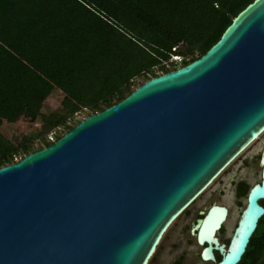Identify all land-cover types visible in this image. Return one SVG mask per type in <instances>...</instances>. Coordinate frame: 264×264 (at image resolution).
I'll return each instance as SVG.
<instances>
[{
    "label": "water",
    "instance_id": "water-1",
    "mask_svg": "<svg viewBox=\"0 0 264 264\" xmlns=\"http://www.w3.org/2000/svg\"><path fill=\"white\" fill-rule=\"evenodd\" d=\"M263 134L264 0H254L200 59L0 168V264H150L175 221ZM260 164L228 247L215 237L228 210L200 213L205 262L242 261L264 217Z\"/></svg>",
    "mask_w": 264,
    "mask_h": 264
},
{
    "label": "trees",
    "instance_id": "trees-1",
    "mask_svg": "<svg viewBox=\"0 0 264 264\" xmlns=\"http://www.w3.org/2000/svg\"><path fill=\"white\" fill-rule=\"evenodd\" d=\"M253 1L0 0V168L51 146L53 131L56 142L81 122L74 114L200 59ZM57 90L61 108L45 114ZM21 117L41 123L37 135L8 138L4 123ZM239 264H264V217Z\"/></svg>",
    "mask_w": 264,
    "mask_h": 264
},
{
    "label": "rangeland",
    "instance_id": "rangeland-1",
    "mask_svg": "<svg viewBox=\"0 0 264 264\" xmlns=\"http://www.w3.org/2000/svg\"><path fill=\"white\" fill-rule=\"evenodd\" d=\"M176 61H180L177 59ZM143 78H140L138 80V85L142 84ZM136 84V83H135ZM64 99V94L60 90L55 91L45 102L43 112L45 114H50L53 112H56L60 110L62 100ZM77 114V115H76ZM74 114L71 124L80 122L88 117L87 111H81L79 113ZM41 123L40 122H32L30 120L25 119L24 117H21L16 122H5L2 127V132L8 137V138H17L18 140H21L23 137H34L37 135L38 130L40 129ZM53 134L56 132L53 131ZM51 133V134H52ZM50 135L48 136L49 139ZM39 145V141H36V146ZM264 153V134L257 140L255 143H253L245 152L241 154V156L235 160V162L225 171L223 175H221L214 183L213 185L208 188V190L193 204L182 216L181 218L175 222V224L170 228L169 232L167 233L165 239L163 240L159 250L157 251L155 257L153 258L152 262L150 264H155L156 260L159 257H163L166 252H169L168 249H170V242H178L180 245H184V248L189 247V243L193 241L195 243V239L191 237L190 228H184L182 227L184 219L186 217V213L191 210L190 212V218H193V222L196 219L195 217V208L197 206H201L202 203H204V199H206V196L211 197H217L221 202L228 205L231 209L232 216L231 219L227 222L226 229L227 234H223V238H226L225 241L228 240V238L231 236L232 231L234 229L235 223L237 221V218L239 216V210L238 205L235 198V187L232 184V181H238L240 179L246 180L250 186H253L254 184L260 182L261 180V168L259 166V160L258 158L260 155ZM260 154V155H259ZM258 155V156H257ZM256 156L254 159L253 157ZM247 159H251V161L248 160V162L255 161V165L251 164L250 167H247V170H242L241 172H236V175L234 177L233 174H230V170L232 171L234 168H237L239 165H243L244 162L247 161ZM241 165V166H242ZM246 166V165H244ZM230 174V175H229ZM229 175V176H228ZM233 175V176H232ZM234 180H233V179ZM225 179L226 185H219L221 181ZM217 188V189H216ZM222 191L224 192L221 196ZM210 197V198H211ZM193 224V223H192ZM190 222V225H192ZM191 227V226H190ZM175 230V233L173 232ZM170 236H172L170 238ZM170 238V239H169ZM190 239V240H189ZM189 240V241H188ZM180 247V246H179ZM183 248V249H184ZM182 249V250H183ZM197 249V247H196ZM191 255L193 257L198 256V253L196 255L194 254V247L191 246ZM184 251V250H183ZM199 251V249L197 250Z\"/></svg>",
    "mask_w": 264,
    "mask_h": 264
},
{
    "label": "flooded vegetation",
    "instance_id": "flooded-vegetation-1",
    "mask_svg": "<svg viewBox=\"0 0 264 264\" xmlns=\"http://www.w3.org/2000/svg\"><path fill=\"white\" fill-rule=\"evenodd\" d=\"M260 155V154H259ZM258 156V155H257ZM256 156L253 157V159L255 158ZM264 158V153L262 155H260V157L258 158V164L261 168V160ZM251 161V159H247L246 162H244V164L241 166L239 165L237 168H234L232 171L230 170V174H233L234 177L236 175V172H241L242 170H247L248 168L247 167H250L251 164L255 165V161H252V162H248ZM246 165V166H244ZM237 170V171H236ZM261 172H262V168L260 169ZM260 172V173H261ZM225 173V172H224ZM223 173V174H224ZM222 174V175H223ZM229 174V175H230ZM228 175V176H229ZM232 175V176H233ZM233 179V178H232ZM234 180V179H233ZM232 184L233 186L235 187V198H236V202H237V205H238V209L239 210V216L237 218V221L235 223V226H234V229L232 231V234L231 236L228 238L227 241H225L226 238H223V234H227V229H226V225H227V222L231 219V216H232V212H231V209L228 205L224 204L223 202H221L219 199H217V197H209V196H206L207 198L204 199V203L201 204V206H197L194 210L196 211L195 212V217L196 219L194 220V222L192 221L193 218H190V211H188L186 213V217L184 219V222H183V225L182 227L184 228H190V230L188 229V231H190V235L192 238L195 239V243H193V241H191V243H189V247L187 248H184L185 246L184 245H180L178 242H170V249H168L169 252H166L164 254L163 257H159L157 260H156V263L155 264H215L213 262H205L202 258V255H203V252L204 250L208 247L207 244L201 246L198 244V241H197V236H198V231H195L193 233V228L197 225L198 221L199 220H203L205 218V215L208 213V211L214 207V206H221V207H224L228 210V215H227V218L225 220V222L223 223L221 229L216 233V239L218 240V242L221 244V245H225L226 247H228L230 245V242H231V239L234 235V231L238 225V222L240 220V217H241V214H242V211L245 207V202H246V199H247V195L251 189L252 186H250L248 184V182L246 180H243V179H240L238 181H232ZM219 185H226V181L225 179H223L221 181V183ZM217 189V188H216ZM244 191V192H243ZM224 192L222 191L221 193V196L224 195L223 194ZM197 202V201H196ZM195 204V203H194ZM262 205H264V202L262 203ZM186 212V211H185ZM184 212V213H185ZM201 212L205 213L204 216H201ZM183 213V214H184ZM182 214V215H183ZM181 215V216H182ZM181 216L175 221L177 222ZM190 222L192 225H190ZM175 224V223H174ZM173 224V225H174ZM172 225V226H173ZM191 226V227H190ZM169 232V231H168ZM175 233V230L173 231ZM167 235V234H166ZM172 236H170L171 238ZM169 238V239H170ZM165 239V238H164ZM163 239V240H164ZM190 240V239H189ZM188 240V241H189ZM162 244V243H161ZM161 246V245H160ZM180 246V247H179ZM191 246L192 248L194 247V254L196 255V253H198V256H195L193 257V255H191ZM197 247V249H196ZM160 248V247H159ZM184 248V249H183ZM184 251H183V250ZM199 249V251H197ZM213 254L216 258V260L219 262L221 260V255L219 253V251L217 250H213Z\"/></svg>",
    "mask_w": 264,
    "mask_h": 264
},
{
    "label": "built area",
    "instance_id": "built-area-1",
    "mask_svg": "<svg viewBox=\"0 0 264 264\" xmlns=\"http://www.w3.org/2000/svg\"><path fill=\"white\" fill-rule=\"evenodd\" d=\"M49 140L55 142L54 134H50Z\"/></svg>",
    "mask_w": 264,
    "mask_h": 264
}]
</instances>
